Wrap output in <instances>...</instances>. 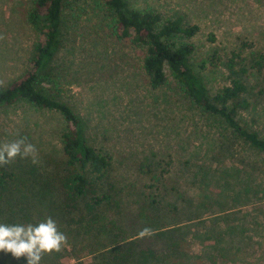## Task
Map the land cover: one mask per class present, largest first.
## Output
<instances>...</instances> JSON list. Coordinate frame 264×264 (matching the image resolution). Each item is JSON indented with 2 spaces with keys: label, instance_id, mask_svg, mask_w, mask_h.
Listing matches in <instances>:
<instances>
[{
  "label": "rangeland",
  "instance_id": "rangeland-1",
  "mask_svg": "<svg viewBox=\"0 0 264 264\" xmlns=\"http://www.w3.org/2000/svg\"><path fill=\"white\" fill-rule=\"evenodd\" d=\"M125 1L161 22L196 26L187 41L189 62L208 98L229 86L230 64L247 85L239 121L264 139V0ZM32 2L0 0L2 86L28 68L37 40L27 22ZM101 7L100 0L66 2L50 72L62 88L57 98L82 121L87 142L111 156L114 191L97 193L91 212L84 207L93 202L88 197L64 207L53 176L65 168L63 123L19 100L0 108V144L26 138L36 162L17 156L0 165L14 188L0 200V223L56 221L66 244L40 264H116V254L132 249L136 257L149 249L159 259L168 253L160 264H264V153L199 114L167 70V84L152 89L141 69L144 49L114 37ZM43 88L57 96L50 85ZM14 194L25 199L11 214L7 200ZM144 229L150 232L141 236ZM0 264H27V258L0 251Z\"/></svg>",
  "mask_w": 264,
  "mask_h": 264
},
{
  "label": "trees",
  "instance_id": "trees-1",
  "mask_svg": "<svg viewBox=\"0 0 264 264\" xmlns=\"http://www.w3.org/2000/svg\"><path fill=\"white\" fill-rule=\"evenodd\" d=\"M67 1L33 0L27 14V22L35 31L37 40L28 59L26 71L7 85H0V108L20 100L34 111L53 114L59 118L63 123L60 144L65 168L56 171L53 176L64 191L61 203L65 207L67 202L88 197L93 202L85 203L84 207L87 212H91L99 202L95 199L96 194L100 193L104 197L114 191L115 185L108 179L111 156L87 142L82 130V121L67 104L57 98L62 88L58 78L50 72L51 61L60 45L61 11ZM100 1L101 8L109 17L111 34L118 39L129 40L136 48L144 49L141 69L152 89L167 84V70L171 80L187 96L199 114L217 120L221 129L233 139L252 150L264 153V139L247 130L246 122L241 124L239 121L241 117L238 112L248 107V102L243 97L247 93V85L238 77V73L233 71L231 65L226 66L231 76L229 86L221 88L213 100L208 98L202 80L193 72L189 62L193 48L187 41L196 33V26H184L179 20L161 22L158 14L149 10L131 9L125 0ZM96 6L100 7L99 3ZM261 59L256 56L253 66L259 68ZM239 73L243 74L244 70L240 69ZM43 85H50L57 96L48 94ZM224 174L228 176L226 171ZM6 179L7 173L0 169V200L5 192L13 193L14 190L8 186ZM19 199L23 200L25 197L19 198L14 194L8 198L11 214ZM172 249L173 247H170L169 251L172 252ZM131 254H135L133 249L124 254H116V264H160L169 257L168 253H165L161 254L159 259L150 249L141 251L137 257Z\"/></svg>",
  "mask_w": 264,
  "mask_h": 264
},
{
  "label": "clouds",
  "instance_id": "clouds-1",
  "mask_svg": "<svg viewBox=\"0 0 264 264\" xmlns=\"http://www.w3.org/2000/svg\"><path fill=\"white\" fill-rule=\"evenodd\" d=\"M36 148L26 138L0 144V165L9 164L17 156L21 158L33 157ZM144 229L140 235L149 234ZM67 238L59 231L57 223L47 217L38 224H7L0 223V251L11 252L14 257L25 256L27 264H40L44 255L60 252L66 244Z\"/></svg>",
  "mask_w": 264,
  "mask_h": 264
}]
</instances>
